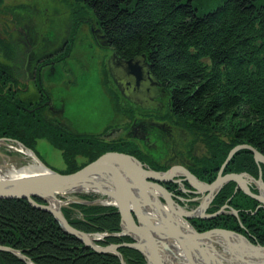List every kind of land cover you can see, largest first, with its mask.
<instances>
[{"label":"trees","instance_id":"16d2710c","mask_svg":"<svg viewBox=\"0 0 264 264\" xmlns=\"http://www.w3.org/2000/svg\"><path fill=\"white\" fill-rule=\"evenodd\" d=\"M76 6L89 10L96 25L89 26L99 30L101 45L118 59L145 58L151 76L165 90V117L193 137L191 145L200 142L206 149L201 156L192 154L190 147L183 151L184 166L199 180L213 182L237 145H250L264 155V0H83ZM69 45L70 41L64 53ZM18 85L25 86L16 68L0 61V138L17 140L36 154L37 142L46 140L61 151L66 169L60 173L75 172L109 151L132 155L156 171L169 169L142 157L129 137L106 141L100 133L72 131L48 119L45 105L20 109L19 92H13ZM34 85L45 101L40 80ZM115 95V106L121 111L117 91ZM123 112L132 118L136 110L126 107ZM242 172L255 179L261 175L264 181V164H257L248 150L237 152L223 170L224 175ZM234 189V182L225 184L207 212L228 204L238 211V219L224 213L190 223L199 232L226 229L264 246V210ZM74 211L81 217H73ZM62 212L73 227L86 233L121 230L120 215L113 206L74 203ZM131 242L129 236H121L106 237L99 244ZM0 245L20 251L33 264H121L114 255L96 253L65 234L49 213L24 199H0ZM119 251L125 264H145L137 250L123 247ZM0 264L26 263L0 251Z\"/></svg>","mask_w":264,"mask_h":264},{"label":"water","instance_id":"95a60500","mask_svg":"<svg viewBox=\"0 0 264 264\" xmlns=\"http://www.w3.org/2000/svg\"><path fill=\"white\" fill-rule=\"evenodd\" d=\"M82 1L75 0V2ZM113 57L118 59L114 54ZM125 64L137 77L144 69L148 75L150 73L144 57L125 61ZM8 141L25 147L19 141L0 138V142ZM28 150L45 172L14 178L3 176L0 178V199L26 200L33 208L49 213L65 234L75 237L96 253L112 254L121 264H125L119 249L126 247L140 252L149 264H164L162 251L163 247L167 248L165 242L169 240L178 245L188 264H264V246L251 243L244 235L219 228L199 233L189 223L192 219H212L224 213H230L238 219V211L228 204L214 213L206 212L214 197L229 182L235 183V192L240 190L258 202L257 209L264 210V181L261 175L256 180L245 172L223 174L226 165L241 150L250 151L257 164H264V155L250 145L241 144L233 147L216 179L211 183L199 180L182 165L172 166L167 171H155L147 168L134 156L120 152H106L81 169L63 174L47 167L31 149ZM168 181L179 184L183 192L190 193L191 191L184 187V182L188 183L194 194L203 195L201 202L195 209H184L179 202L189 200L182 197L175 198L161 186L160 183ZM251 182H255L257 193L251 191ZM77 188H86L99 193L109 201V204L105 205H113L117 208L120 215V232L90 234L78 230L64 217L61 207L55 209L49 204L48 199L61 201L59 195L82 191L74 190ZM35 198L43 200L44 203H38ZM181 220L188 227H185ZM94 235H99L100 238H92ZM120 236H129L133 242L105 246L98 244L106 237ZM212 236L222 239L227 251L226 255H222L213 246L214 243L220 245L219 243L211 242L208 245L205 242ZM223 246L220 245L222 248ZM166 250H170L171 253L170 246ZM0 251L9 252L26 264H33L18 250L0 245ZM172 256H175L174 252Z\"/></svg>","mask_w":264,"mask_h":264},{"label":"rangeland","instance_id":"374dc122","mask_svg":"<svg viewBox=\"0 0 264 264\" xmlns=\"http://www.w3.org/2000/svg\"><path fill=\"white\" fill-rule=\"evenodd\" d=\"M72 2L73 0H3L0 3V61L8 65L11 64L15 68L19 65L22 66L28 52L32 51L33 57H45L34 62L32 70H36L35 73L38 74V64L41 63L46 66L40 79L42 88L45 89L42 97L51 96L50 103L54 107L53 113L44 109L46 117L61 123L72 131L100 133L99 135L106 141L123 138L125 135L120 132H111L109 136L104 135V129L107 127L112 126L113 129L126 126L127 128L130 123L127 122L129 119H126V113L123 112L125 107L122 106L123 109L120 108L121 111H118L115 106L116 90L111 89V78L105 74L113 53L108 48L100 47L92 40L93 30L89 23L93 24L94 20H92V16L88 15L89 10L82 6H76V2ZM76 7L81 9L76 12ZM68 38L70 39L69 56L58 61L57 57L64 56H60L62 50L59 51V49ZM46 55L49 56L46 57ZM55 56L56 59L53 58ZM51 61L55 62L50 63ZM28 80L27 91L20 92L18 96L25 101H36L41 96L37 87L33 86V82L36 80L32 81L31 78ZM118 99L121 104V98L118 97ZM58 100L66 107L65 112L63 106L56 104ZM164 100L167 110L166 95ZM175 126L179 127L176 124ZM182 131L184 138H180L179 142L176 141L181 150L188 151L190 147L191 153L197 156L206 152L205 147L200 142L191 145L193 137L189 136L183 129ZM135 142L137 143V140ZM6 143L8 145L0 144V164L2 165V161H6L8 158H13V161H8L9 165L16 167L26 165L30 158L12 149L13 146H16L15 143L10 141ZM36 152L38 155L34 153L50 169L57 172L66 169L61 151L52 147L46 140L37 142ZM182 158L175 164H187V157L183 156ZM77 161L82 162L83 158L78 156ZM251 187L256 189V184L251 182ZM79 196L88 197V199H81ZM58 197L64 202L70 200L67 205L73 204V202H81L85 205L103 206L101 203L106 202L105 196L88 190L67 193ZM182 198L189 200L187 204L179 202L184 209L191 210L198 206V197H193L198 201L192 202L191 199L193 198L187 196ZM72 204L69 206L71 207ZM67 205L64 204L61 210ZM73 217L79 218L81 216L74 211ZM190 225L196 230L194 225L191 223ZM213 246L218 251L223 249L216 243ZM174 259L167 257V261L171 264H185L178 257ZM145 264H148L147 261ZM186 264L188 263L186 262Z\"/></svg>","mask_w":264,"mask_h":264},{"label":"flooded vegetation","instance_id":"af4514ba","mask_svg":"<svg viewBox=\"0 0 264 264\" xmlns=\"http://www.w3.org/2000/svg\"><path fill=\"white\" fill-rule=\"evenodd\" d=\"M92 30V40H94L95 43L97 45H100L101 47L103 41L99 30L94 29L93 27ZM64 42H67V40ZM61 50L62 52L60 54H63L64 56H62L61 58L57 57L58 61L62 60L64 57L66 58L69 56L68 53H64L65 50L63 46L59 49V51ZM48 56L49 55H46V57ZM50 56L52 57L53 55ZM43 58L45 57H33V53L31 51L26 54V58L22 66L19 65L15 67L18 80L21 84L25 85V88H22L20 85H18L13 89L14 93H16L17 91L19 93L22 91L26 92L28 89L27 85L29 83L28 79L31 78L32 81L41 79L42 71L46 67L44 66L45 64H38V74L35 73L36 70H32V66L34 62H38V60ZM53 58L56 59V56ZM54 62L55 61H51L50 63ZM140 64L142 65V62H140ZM106 68L107 70L105 74L107 75V77L109 76L111 78L110 86L118 92L122 103L124 104H122V106H124L125 108L128 107L129 109H131V111L136 110V112L134 116L132 114V118H130L129 114H126V119H129L127 122H130L127 128L126 126H123V128L117 127L112 129V126H110L109 129L104 133V135L109 136L111 132H120L125 135V137L132 138L135 141L137 140V147L141 152V156L150 161L154 166L158 164L162 166L170 165V169L172 166L178 165L175 163L181 161L184 154L183 150H181L176 144V141L179 142V139H183L184 135L181 128L175 126V124H173L171 120H168V117H165L164 112L166 110V105L164 96L166 93L165 90L161 87L160 83L154 80L150 73L148 75L146 73V69H144L142 71V74L137 77L127 67L124 60L116 59L115 57H113V54L112 59H110L109 65ZM44 93L45 91L43 92V94ZM45 96V101H42V98H39L38 100L32 102L25 101L18 97L20 104H14L19 106L20 109L24 108L30 111L36 110L37 108L45 105L44 109L50 111V113H53L52 110L54 107L53 105L51 106L50 103L51 96ZM21 102L24 105L31 106L32 109L25 108L24 105L22 106ZM56 104L58 106H63V104L60 103V100H58ZM63 109L65 112L66 107L63 106ZM111 140L114 139H109L107 141ZM141 163L147 166V168L151 169L148 165H146V163H143L142 161ZM160 184L168 192L176 197L179 194H183L189 198L198 197V202H200L203 198L202 194H194L191 189V185L186 182H184V185L191 191L190 193L183 192L180 185L172 181Z\"/></svg>","mask_w":264,"mask_h":264},{"label":"bare ground","instance_id":"6f19581e","mask_svg":"<svg viewBox=\"0 0 264 264\" xmlns=\"http://www.w3.org/2000/svg\"><path fill=\"white\" fill-rule=\"evenodd\" d=\"M1 143H5L6 145H8L6 142H0V144ZM10 147H12V146H10ZM12 149L22 153L25 157L30 158V160L28 161V163L26 165L17 166V167L14 166V165H9L8 161H13L14 160L13 158H8L6 161H2V165L0 164V178H2L3 176L14 178V177H19V176H24V175H29V174L32 175V174H35V173H44L45 172V169L41 165H39L31 157V152L28 149H26L25 147L19 146L17 144H16L15 147L13 146ZM256 188H257V186H256ZM74 190H87V189L86 188L85 189L77 188V189H74ZM71 191H73V190H71ZM88 191H91V190H88ZM152 200L154 201L155 199H152ZM48 201H49V204L51 206H53V208H55V209H58L59 207H62L64 204L67 205L70 202V200H67V201L64 202L62 200L61 201H57L56 199H48ZM108 202L109 201L106 200V202H103L102 204H109ZM110 203H112V202H110ZM150 213H151V215H154L152 212H150ZM181 223H183L185 225V227H188L185 224L184 221L181 220ZM92 238L97 239V238H100V237H99V235H94V236H92ZM205 242L208 245H210L209 243H211V242H217V243H219L222 246L224 244L222 239L217 237V236H212L210 239H206ZM165 244L167 245V248L163 247V251H162L163 252V256H164V260H163L164 264L170 263V262L167 261V257H170L171 259L172 258L174 259V258L178 257V259L183 260L185 262V264H186L187 260H186L185 257H183V252L180 249H178V245H176V243L167 240L165 242ZM169 246L171 248L172 255H173V252L175 253L174 257L171 255L170 250H166V249H169ZM223 248L224 249L219 250V252L222 255H226L227 251H226L224 246H223ZM161 257H162V254H161ZM236 264H238V263H236Z\"/></svg>","mask_w":264,"mask_h":264}]
</instances>
